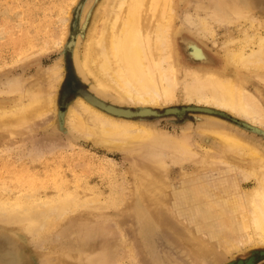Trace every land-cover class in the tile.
<instances>
[{
  "label": "bare ground",
  "instance_id": "obj_1",
  "mask_svg": "<svg viewBox=\"0 0 264 264\" xmlns=\"http://www.w3.org/2000/svg\"><path fill=\"white\" fill-rule=\"evenodd\" d=\"M99 1L84 10L81 23L89 28L83 52L76 44L72 52L75 68L90 89L80 87L74 77L66 89L58 66L40 69L35 83L27 77L13 79L0 91L11 96L0 102V129L24 135L30 124L42 127L43 119L56 114L72 136V149L87 140L114 154L122 152L132 161L136 213L143 229L172 234V246L164 254L147 245L155 264H255L251 247L264 245V142L223 120L216 108L264 127V0ZM191 2L192 10L181 15L182 5ZM259 8L262 13L257 14ZM20 12L3 14L12 23ZM181 27L201 40L224 31L223 64L214 66L204 48L188 38H183L184 47L198 65L182 62ZM4 38L1 33L0 40ZM36 52L31 39L19 57L29 59ZM65 91L76 96L62 111ZM180 91L188 103H198L192 108L198 113L196 121H185L181 133L162 126L161 119L150 120L158 114L155 108L176 115L171 105ZM176 171L178 176H172ZM44 175L23 163L5 175L0 172V192L11 181L19 188L49 182L57 189L74 187L56 201L13 208L23 215L21 230L48 221L40 219L48 210L64 213L78 205L79 196L91 198L82 187L87 182L82 173H74L70 184L58 167L46 168ZM245 250H252L248 257L236 256Z\"/></svg>",
  "mask_w": 264,
  "mask_h": 264
},
{
  "label": "rangeland",
  "instance_id": "obj_2",
  "mask_svg": "<svg viewBox=\"0 0 264 264\" xmlns=\"http://www.w3.org/2000/svg\"><path fill=\"white\" fill-rule=\"evenodd\" d=\"M92 1L0 0V34L5 36L0 40V91H4L6 83L20 77H27L28 83H35L34 76L40 69L51 70L57 66L67 79L66 89L69 90V79L72 77L80 87L90 89L91 85L82 79L75 68L72 52L75 44L79 45L81 52L84 50L89 26L83 27L81 20L84 10ZM193 7L192 2L182 5L181 15ZM58 9H63L64 16H58ZM4 10L11 13L20 10L21 16L18 21L8 23ZM260 13L259 8L257 14ZM181 23L179 19L178 24ZM232 30L240 35L237 28L233 27ZM223 33L220 30L215 36L201 40L181 27L178 39L180 59L185 64L198 65L193 62L183 43V38L194 39L204 48L209 62L219 67L224 57ZM31 39L37 45V52L32 58L21 59L19 51L27 47V41ZM260 89L264 92L263 85ZM74 96L75 93L65 91L61 98L62 111H65L69 98ZM10 98L4 93L0 95V102H8ZM173 106L178 110L176 115L171 113L168 116L167 112L155 108L158 114L150 117V120L161 119L162 126L168 125L170 131L176 129L181 133L185 121H196L198 113L192 108L198 103H188L183 91H180ZM216 110L221 112L223 120L237 124L250 134L254 132L264 142L263 126L228 111ZM58 117L56 114L49 115L43 119L45 125L41 127L39 124L35 129L36 125L30 124V130L24 135H10L0 129V172L5 175L8 168L23 163L34 173L41 172L40 177L44 178L46 168L58 167L68 184L74 173H82L83 178L87 179V182H81L82 187L91 198L79 196L78 205H72L64 213L48 210V214L44 213L40 218H48V221L39 222L31 231L21 230L23 215L14 212L13 208L19 210L21 207L24 209L56 201L60 196H67L74 187L57 189L54 183L49 182L45 186L19 188L11 181V187L0 192V264H155L147 245L164 254L169 250L168 246H172V234L167 229L162 230L161 234L143 229L136 213L137 186L132 161L126 160L122 152L114 154L92 141L82 140L72 149V136L65 125H60ZM51 121L52 124H49ZM7 164L11 167H6ZM172 174L178 176L177 171ZM251 186L245 187L248 189ZM25 194H32V199H23ZM251 248L256 256L255 264H264V245ZM251 251L235 254L238 258H246Z\"/></svg>",
  "mask_w": 264,
  "mask_h": 264
}]
</instances>
